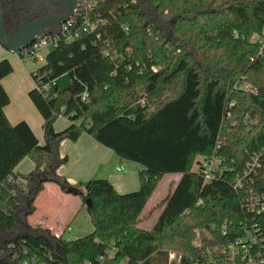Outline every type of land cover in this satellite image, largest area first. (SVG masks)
Here are the masks:
<instances>
[{
    "label": "trees",
    "instance_id": "1",
    "mask_svg": "<svg viewBox=\"0 0 264 264\" xmlns=\"http://www.w3.org/2000/svg\"><path fill=\"white\" fill-rule=\"evenodd\" d=\"M150 2L172 34L150 22L138 0H96L87 10L91 20L101 19L96 29L60 39L31 72L35 87L27 94L43 120V144L25 120L11 124L5 115L10 98L1 80L13 67L0 59V234L18 224L22 179L68 160L55 157L63 139L86 132L140 165L133 191L119 193L107 178L78 184L90 204L89 233L68 239L33 228L43 234L0 243V264H166L169 250L181 253L178 264H227L220 248L253 221L244 197L264 192V177L241 191L233 184L264 145V46L250 41L264 32V0ZM61 74L69 77L64 89L56 83ZM58 116L70 121L61 130L53 125ZM212 155L218 167L205 181L198 157ZM25 157L34 169L16 173ZM175 173L180 177L151 227L139 225L159 181ZM50 181L64 192L69 185L56 173ZM33 211L32 200L28 214ZM198 227L207 234L194 243Z\"/></svg>",
    "mask_w": 264,
    "mask_h": 264
},
{
    "label": "crops",
    "instance_id": "2",
    "mask_svg": "<svg viewBox=\"0 0 264 264\" xmlns=\"http://www.w3.org/2000/svg\"><path fill=\"white\" fill-rule=\"evenodd\" d=\"M7 51L9 50L4 48L0 44V59L8 57ZM7 76L3 77L1 80V83L10 98L9 103L4 106L5 115L7 116L11 124H15L18 121L25 120L29 124L31 129L33 130L39 143L43 144L45 140H44L43 129H42L43 121H42V118H40L39 116L40 113L36 114V112L30 106V104H27V103H30L28 102L27 99H26V106L29 107L28 112L25 109L15 108L11 106L10 104L11 98H12L11 95L14 92V80L12 81V78L9 79V77ZM17 88L19 90V85ZM56 155L58 157L67 155L68 157V160L65 163H62L58 167L55 168V173L64 176L69 184L78 186L80 182L85 181L90 178H107L110 180V182L113 184V186L119 193L133 191L139 187L138 172L140 170V165L130 160L120 159L114 153V151H112L110 148L97 142L91 135H89L86 132H82L76 141H71L69 139L61 140L58 143V146L56 147ZM120 164L123 166V169L121 170L117 169V167ZM33 169H34L33 162L28 157H25L16 165V167L14 168V171L20 174H28ZM168 175H174L175 177L174 182L172 183L171 186L170 184H167V186H164L165 187L164 194H160L161 192H159V189L163 185V182H164L163 178ZM179 177H180V174L178 173L165 174L162 177V179L158 183L159 185L160 182L162 181L160 184V187L157 185L159 188L156 192V198L153 200L154 204L152 203L149 204L151 206L148 209L147 207L149 205L148 203H146L140 215L141 218L143 217L142 215L146 209H147L146 213L148 214L149 213L153 214V212L156 211L157 214L155 215V218L157 217V215L159 214L161 210L158 204L168 194V192L171 190V187L172 189L174 188L175 183L177 182ZM22 181L26 183V185H29V186L31 185V183L28 182L27 179H22ZM21 193H23V191ZM48 193L53 194L52 200L55 203H57L60 200L68 201L72 199L68 196L69 192L62 191L57 183L50 181V180L45 181L42 183L40 189L36 192L34 196V199H33L34 211L27 215L26 221L28 224L29 223L33 224V227L30 226L29 224L31 228L40 227L41 229H49L51 233H54L57 235L63 234L65 232V229L67 228H70V230L72 229V227L69 225V222L71 219V214L74 212L73 211L74 208L69 209V210L68 209L66 210L65 208L61 209V214L58 215L54 221H52L54 225H51V220H49L47 217H45V220L40 219V220L34 221V220H31L32 218L30 219V216H32L35 213V211H37L40 207L39 202H37L39 197H46ZM22 196L23 194L21 195V197ZM155 218L153 219V222ZM153 222L151 224H153Z\"/></svg>",
    "mask_w": 264,
    "mask_h": 264
},
{
    "label": "built area",
    "instance_id": "3",
    "mask_svg": "<svg viewBox=\"0 0 264 264\" xmlns=\"http://www.w3.org/2000/svg\"><path fill=\"white\" fill-rule=\"evenodd\" d=\"M74 3V14L65 22L58 25L57 32L37 36L28 46L17 51V54L20 52L23 59L31 58L43 63L45 62L46 54L57 45L60 39L70 41L77 37L80 32H91L95 30L101 19L96 17L91 20L87 10L95 6L96 0H74ZM235 35L238 36L236 32ZM250 41H258L264 46V32L261 35H252ZM51 83L53 84L54 80ZM48 86L49 83H46L37 86V88L45 90ZM86 95V91L83 92L82 99H85ZM200 158H202L200 159V172L205 181H210L215 176L219 158L214 155L200 156ZM117 169L121 170L123 166L120 164ZM258 177H264V145L247 160L245 168L242 174L237 176L233 188L241 191L244 183L247 185ZM244 201L247 210L255 213L253 221L248 227L244 228L243 235L234 238L224 245V247L220 248V254L224 255L227 264H264V221L262 223L258 221L264 214V192H260V194L250 193L249 196L244 197ZM245 225L246 223L243 227ZM67 230H70V228H67ZM179 260L180 255L177 261L179 262Z\"/></svg>",
    "mask_w": 264,
    "mask_h": 264
},
{
    "label": "rangeland",
    "instance_id": "4",
    "mask_svg": "<svg viewBox=\"0 0 264 264\" xmlns=\"http://www.w3.org/2000/svg\"><path fill=\"white\" fill-rule=\"evenodd\" d=\"M140 1V6L141 8L144 10V12H146L148 14V20L158 26H160L162 29H164L165 32H169V25L166 19L163 18H159V17H154L152 10H151V6L147 3L146 0H139ZM172 37H174L172 35ZM177 41H179L180 43H182V40H179L178 38H176ZM183 45H185V43H183ZM186 48H188L187 46H185ZM189 50L195 55L196 59L200 60V55L199 52L195 51L194 49L189 48ZM8 53V58L7 59L10 61V63L12 64L13 67V71L7 76L10 78H12V81L14 80V92L11 95V106L15 107V108H20V109H25L27 112L29 111V107L26 106V99L28 100L27 104H30V106L34 109V111L36 112V114H39V112L37 111L36 107L33 105V103H31V100L28 97L27 91L31 88L35 87V82L33 80V78L31 77V72L33 70H35L37 67H39L40 65H42V62L39 61H35L31 58H20L19 55L17 54V52H12V51H7ZM6 77V78H7ZM69 81V77L68 74H61L56 78V83L59 87V89H64ZM242 86H244L245 88H251V89H255V87L253 86V83L249 82V81H243ZM18 85H19V90H18ZM32 104V105H31ZM40 118L41 115L39 114ZM43 121V120H42ZM70 123V121L68 120L67 117L65 116H58L55 121L54 124L57 130H61L64 127H66L68 124ZM198 159H202L200 157H198ZM198 164L196 163V161H194L192 163V169L193 170H197ZM174 175H168L165 176L163 178V185L160 187V184L158 185L160 187L159 192H161L160 194H164L165 191V187L167 186V184H170V186L172 185V183L174 182ZM26 185V183H25ZM29 185H26L25 189L23 190L24 194L27 189H28ZM156 188V190L152 193L151 197L148 200V205L149 204H154L153 200L156 198V192L158 190V187ZM167 188V187H166ZM172 189V187H171ZM170 190V188H169ZM21 194V195H22ZM69 197L72 198L70 200H60L57 203H55L52 200L53 194L52 193H48L46 197H39V199L37 200V202H39L40 207L37 211H35V213L30 216L31 220H40V219H44L45 217H47L49 220H51V225H54V223L52 221L55 220V218L61 214V209L65 208L66 210L68 209H72L74 208V212L71 214V219L69 222V225L72 227L71 230H67L65 229L64 237L68 238V239H75L77 237L83 236L87 233H89L92 230V223L90 220V216L89 213L87 211V205L84 203L83 198L81 196V194H73V193H68ZM24 206V202L22 201L21 198V202L19 200V207H23ZM151 205H149L147 208L149 209ZM77 212V213H76ZM147 209L144 211L143 213V217L141 218L140 221V225L145 227V228H150L151 227V223L153 222V219L155 218V215L157 214L156 211L153 212V214H148L146 213ZM58 213V214H57ZM76 213V214H75ZM57 214V215H56ZM74 215V216H73ZM18 218L22 219L23 215L22 212L18 213ZM73 216V217H72ZM27 217V216H26ZM30 226L33 227V224L29 223ZM19 225V229L15 230L14 232H18L21 231V225ZM21 227V228H20ZM196 232V236L194 239V243H197L200 240V235H204L207 234L205 231H201V228H196L195 229ZM181 255L180 252L176 251V250H169L168 251V257H167V261L166 264H178V256ZM159 264H163V262L161 261Z\"/></svg>",
    "mask_w": 264,
    "mask_h": 264
},
{
    "label": "water",
    "instance_id": "5",
    "mask_svg": "<svg viewBox=\"0 0 264 264\" xmlns=\"http://www.w3.org/2000/svg\"><path fill=\"white\" fill-rule=\"evenodd\" d=\"M63 8L61 11L57 13L44 14L41 16H37L32 18L23 24L19 29L10 33L7 30L6 22H5V3H8L7 0H0V44L9 51L17 52L24 47L28 46L31 42H33L37 36L45 34L57 32V27L61 23L65 22L74 14L75 3L74 0H59ZM147 3L151 6V10L153 16L156 18L157 14L155 12V8L152 6L150 0H146ZM140 4V1L138 0ZM147 14V13H146ZM148 16V14H147ZM169 34H172L169 30ZM56 157V154H55ZM55 166L49 165L47 170L41 169L40 171L33 172L31 175L27 177L28 182L31 185L28 187L27 191L21 197L19 193V200L24 202L23 207H19L15 210L14 216L18 224L21 225L22 230L18 232H13L14 228L5 233L0 234V243L7 242L10 243L14 241L18 237H25L27 235L37 236L43 233L35 231L33 228L29 226L26 221V216L29 212V207L31 201L34 199L36 192L40 189L43 182L50 180L53 178L55 173ZM66 191L73 194H80L82 189L79 186L69 184L66 187ZM87 207H89V200L86 201ZM22 212L23 218H18V213Z\"/></svg>",
    "mask_w": 264,
    "mask_h": 264
},
{
    "label": "flooded vegetation",
    "instance_id": "6",
    "mask_svg": "<svg viewBox=\"0 0 264 264\" xmlns=\"http://www.w3.org/2000/svg\"><path fill=\"white\" fill-rule=\"evenodd\" d=\"M62 8L63 5L59 0H12L5 3L4 7L7 30L12 33L32 18L57 13ZM17 229H19L18 224L13 232Z\"/></svg>",
    "mask_w": 264,
    "mask_h": 264
}]
</instances>
